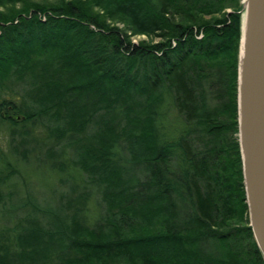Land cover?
Segmentation results:
<instances>
[{"label":"trees","instance_id":"16d2710c","mask_svg":"<svg viewBox=\"0 0 264 264\" xmlns=\"http://www.w3.org/2000/svg\"><path fill=\"white\" fill-rule=\"evenodd\" d=\"M241 11L0 0V126L56 182L41 205L0 149V264H264L239 142Z\"/></svg>","mask_w":264,"mask_h":264},{"label":"water","instance_id":"95a60500","mask_svg":"<svg viewBox=\"0 0 264 264\" xmlns=\"http://www.w3.org/2000/svg\"><path fill=\"white\" fill-rule=\"evenodd\" d=\"M239 142L250 226L264 257V0H241Z\"/></svg>","mask_w":264,"mask_h":264},{"label":"rangeland","instance_id":"374dc122","mask_svg":"<svg viewBox=\"0 0 264 264\" xmlns=\"http://www.w3.org/2000/svg\"><path fill=\"white\" fill-rule=\"evenodd\" d=\"M35 2L37 1H43V0H33ZM118 27L123 28V25L118 24ZM133 42L137 43L140 41L150 42L151 39L147 36H133L132 37ZM45 128L43 124H38L35 128L32 130V135L37 137H43L45 134ZM23 142L20 137H17L15 140L12 139L11 134L4 126H0V149L6 152L7 154L11 155V159L15 162L22 163V175L25 181L30 182L31 188L29 191L32 192V194L35 196L38 203L41 205H45V202L50 201V189L55 188V183L51 179L50 180V169L48 164H41L38 163L34 158L31 165L28 167H25L23 163H25V156L21 155V153L24 151V147L21 145ZM33 145V141L30 142L28 145V148ZM15 152V153H14ZM42 159V156L40 157ZM20 167V166H19ZM63 177L67 178L68 174H64ZM20 183V182H19ZM22 183V182H21ZM20 183V187L18 186L19 190V197H27L28 191L27 189L23 188V184ZM61 187V186H60ZM59 187V189H60ZM62 191H65V189H60V194H62ZM58 193V196L60 195ZM64 193V192H63Z\"/></svg>","mask_w":264,"mask_h":264}]
</instances>
